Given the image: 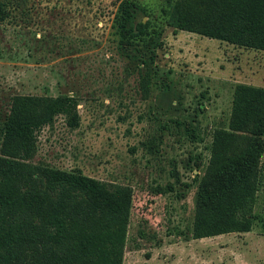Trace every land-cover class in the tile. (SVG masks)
I'll return each instance as SVG.
<instances>
[{
  "label": "rangeland",
  "instance_id": "1",
  "mask_svg": "<svg viewBox=\"0 0 264 264\" xmlns=\"http://www.w3.org/2000/svg\"><path fill=\"white\" fill-rule=\"evenodd\" d=\"M86 1L22 0L30 13L0 25V122L16 95L78 103L77 127L60 116L37 133L20 185L44 188L41 169L57 168L130 187L123 264H264V152L253 228L193 236L213 133L229 127L237 85L264 88V51L175 30L168 0H135L163 35L144 66L113 43L117 0ZM227 2L186 0L194 18L222 15Z\"/></svg>",
  "mask_w": 264,
  "mask_h": 264
},
{
  "label": "trees",
  "instance_id": "2",
  "mask_svg": "<svg viewBox=\"0 0 264 264\" xmlns=\"http://www.w3.org/2000/svg\"><path fill=\"white\" fill-rule=\"evenodd\" d=\"M94 1H86L88 9ZM115 5L109 14L114 45L125 53L136 50L144 66L154 64L162 31L144 20L146 10L135 0ZM22 7V0H0V25H17L19 15L30 13ZM168 8L167 25L175 30L264 51V0H228L224 14L210 18H194L186 0H168ZM99 14L106 16L103 9ZM143 80L148 92L150 80ZM77 108L69 95L11 99L0 122V264H123L133 207L130 187L57 168L41 169L44 188L20 185L23 160L36 152L37 133L60 116L77 127ZM263 152L264 88L239 84L229 127L213 133L199 185L195 239L253 228Z\"/></svg>",
  "mask_w": 264,
  "mask_h": 264
}]
</instances>
